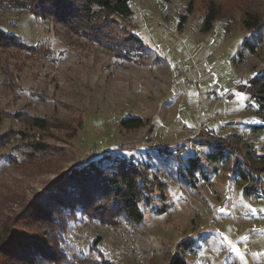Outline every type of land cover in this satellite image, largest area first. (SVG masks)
<instances>
[{
  "label": "rangeland",
  "instance_id": "1",
  "mask_svg": "<svg viewBox=\"0 0 264 264\" xmlns=\"http://www.w3.org/2000/svg\"><path fill=\"white\" fill-rule=\"evenodd\" d=\"M239 2L206 31L201 6L182 22L188 0H130L133 14L112 17L109 41L30 7H0V30L14 35L0 46V264H17L2 251L10 236L43 235L44 221L25 218L31 203L105 154L147 167L154 188L139 202L142 220L116 213L100 220L73 208L57 237L65 258L36 264H168L176 253L187 264H264L262 187L248 191L244 164L236 165L242 154L257 164L262 154V116L248 81L263 68L264 24L256 33L244 27L241 8L264 20V0ZM130 31L141 46L129 41L131 59L116 56ZM128 116L148 123L125 129ZM81 120L72 131L69 122ZM202 129L234 150L210 161V147L190 140ZM195 156L202 165L190 174ZM184 239L190 246L182 251Z\"/></svg>",
  "mask_w": 264,
  "mask_h": 264
},
{
  "label": "trees",
  "instance_id": "2",
  "mask_svg": "<svg viewBox=\"0 0 264 264\" xmlns=\"http://www.w3.org/2000/svg\"><path fill=\"white\" fill-rule=\"evenodd\" d=\"M239 1L206 0L203 3L202 0H188L187 13L182 15V22L198 5L202 7L205 14L203 29L210 30L216 17L220 14L230 15L227 13L228 9L230 8L232 11L236 6H239ZM245 1L249 5V0ZM32 2L0 0V7L3 5L13 8L30 7L41 18H51L71 26L73 23H77V33L85 29L92 39L95 38L97 41L102 38L105 41L111 39L110 20L113 16L128 19L133 14L130 0H32ZM241 11L242 25L247 29L255 30L256 33L264 24L261 15L248 6L244 9L241 8ZM93 30L98 34L93 36L91 34ZM125 35L128 36L123 37V45H118L120 52L116 56H125L126 54L131 59L132 56L127 54L124 45L126 46L127 42L131 41L134 46L139 48L141 40L137 34L131 31ZM13 36L0 30V46L1 43L5 44L8 39L12 41L11 37ZM243 45L251 53L256 52L254 44L250 40H245ZM248 90L256 100L257 108L262 116L260 128L264 129V64L262 70L249 79ZM32 122L43 129L48 127V121L45 118L32 117ZM81 123L82 120L79 123L76 122L75 125L73 122H69V125L72 131H76L81 127ZM147 123L148 120L138 116H128L120 121L121 126L125 129L143 127ZM190 140L198 145L210 147L211 152L208 154L210 161L218 160L227 151L234 150V146L228 138L209 129H202ZM164 147L159 145L155 146V149L159 153H169V148L163 149ZM257 158L258 164L242 154L241 158L236 159V165L241 162L244 164V169H241L240 173L244 180L251 181L247 190L258 192L262 187V192H260L264 195V142L262 154L258 155ZM189 162L190 165L187 166V169L190 174H193L202 165L197 156L191 157ZM145 168L125 159L113 160L111 156L105 154L96 160L71 169L64 177L57 180L48 192L39 195L38 203H31L34 205L32 208L34 213L25 216L28 221H32V219L34 221L37 218L36 220L46 223L43 226L44 231L52 233L50 238L52 245L47 240V234L44 231L43 235L31 236L26 233H16L3 242L2 251H5L3 253L10 259H14L17 264H36L39 258L53 261L59 258L64 259L63 252L58 248L59 239L57 237H61L58 236L60 231H64L66 228V214L76 207L77 209L80 208L82 213L100 220H107L116 214H122L135 222L141 221L143 213L139 207V202L148 199L146 193L151 192L154 188V181L147 176ZM156 183L157 187L162 185L161 181ZM259 185L260 188H258ZM179 246L184 251L190 246L189 240H182ZM168 264H187V261L182 254L176 253Z\"/></svg>",
  "mask_w": 264,
  "mask_h": 264
}]
</instances>
